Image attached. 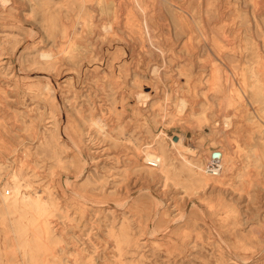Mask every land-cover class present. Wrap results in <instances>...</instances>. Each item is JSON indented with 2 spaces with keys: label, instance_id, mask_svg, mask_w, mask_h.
<instances>
[{
  "label": "rangeland",
  "instance_id": "374dc122",
  "mask_svg": "<svg viewBox=\"0 0 264 264\" xmlns=\"http://www.w3.org/2000/svg\"><path fill=\"white\" fill-rule=\"evenodd\" d=\"M0 49V264H264V0H0ZM15 170L56 203L31 255Z\"/></svg>",
  "mask_w": 264,
  "mask_h": 264
},
{
  "label": "bare ground",
  "instance_id": "6f19581e",
  "mask_svg": "<svg viewBox=\"0 0 264 264\" xmlns=\"http://www.w3.org/2000/svg\"><path fill=\"white\" fill-rule=\"evenodd\" d=\"M2 1H7V0H2ZM255 2V1H254ZM258 5V3H257ZM130 24V23H129ZM111 37V36H110ZM109 38V37H108ZM108 38L106 40H108ZM110 39V38H109ZM104 45V43H102ZM41 56L43 58L49 59L51 58V54L47 51H42L41 52ZM87 56V55H86ZM85 56V57H86ZM64 57V56H63ZM82 57V54H81ZM88 57V56H87ZM64 59V58H63ZM67 63V62H66ZM60 70V69H59ZM64 72V71H63ZM70 73V72H69ZM68 72H66V76L67 74H69ZM261 72L256 71V75L258 77H260ZM58 74V73H57ZM53 75V74H52ZM51 75V76H52ZM56 75V74H55ZM53 75V76H55ZM65 76V75H64ZM213 76V75H212ZM56 77V76H55ZM61 77V75H60ZM63 77V76H62ZM49 78V77H48ZM54 78V77H53ZM52 78V79H53ZM58 78V77H57ZM56 78V79H57ZM50 80V79H49ZM48 80V81H49ZM61 80V79H60ZM51 81V80H50ZM49 81V82H50ZM64 81V80H63ZM50 83L53 84V82L51 81ZM50 85V84H49ZM180 85V84H179ZM179 85L177 86L179 88ZM60 86L61 83H60ZM85 86V85H84ZM83 86V87H84ZM63 87V86H62ZM56 88V87H54ZM55 90V89H54ZM60 90V89H59ZM91 90V89H90ZM192 91V90H191ZM247 93V92H246ZM229 94V93H228ZM48 95V94H47ZM151 96V92H144V91H139L137 94V97L143 101H146L149 97ZM189 96V95H188ZM243 97V96H242ZM187 98V97H186ZM189 98V97H188ZM229 98V97H228ZM233 98V97H232ZM229 100V99H228ZM233 100V99H232ZM192 101V100H190ZM244 102V101H243ZM246 102V101H245ZM241 104V103H240ZM244 105V104H243ZM187 106L186 100L184 98L181 99V108H185ZM256 107V106H255ZM176 108V107H175ZM178 108V107H177ZM238 108V107H237ZM239 109V108H238ZM181 110V109H180ZM184 109H182L183 111ZM229 110V109H228ZM249 109H247L248 111ZM205 111V110H204ZM264 111V110H263ZM234 112V111H233ZM243 112V111H242ZM227 113V112H226ZM248 113V112H247ZM231 114V113H230ZM229 114V115H230ZM238 114V113H237ZM236 114V115H237ZM208 115V114H207ZM216 115V114H215ZM213 116V115H212ZM238 116V115H237ZM60 117V116H59ZM241 117V116H240ZM215 118V117H214ZM213 118V119H214ZM211 119V118H210ZM226 120H228L226 122V125L229 126L230 124V118L227 117L225 118ZM236 119V118H235ZM240 119V118H239ZM60 120V119H59ZM212 120V119H211ZM214 122V121H211ZM257 120V119H256ZM62 121V120H61ZM67 121V120H66ZM65 121V123H66ZM69 121V120H68ZM95 123H97L99 126L104 127V123H102V120H94ZM238 121V119H237ZM241 121V119H240ZM218 122V121H217ZM246 122V121H245ZM243 122V123H245ZM62 123V122H61ZM69 123V122H68ZM233 124V123H231ZM246 124V123H245ZM17 125V124H16ZM70 126V123L68 124ZM234 125V124H233ZM256 125V124H255ZM232 126V125H231ZM245 126V125H244ZM261 126V124H260ZM68 127V126H66ZM216 127V126H215ZM65 128V125H64ZM63 128V129H64ZM231 128V127H230ZM233 128V127H232ZM237 128V127H236ZM212 129V128H211ZM211 129H209L210 132ZM256 129V128H255ZM68 131V129L66 130ZM233 132V130H232ZM69 134V132H67ZM66 133V134H67ZM260 133V132H259ZM227 134V133H226ZM261 134V133H260ZM181 137V136H180ZM179 137L178 140V144L179 147L181 148H185V150L187 151H196L197 149L192 148L188 145H185L181 142V138ZM229 138V137H228ZM245 139V138H244ZM176 140V141H177ZM219 141V140H218ZM217 141V142H218ZM225 141V140H224ZM252 141V140H251ZM224 143V142H223ZM233 143V142H232ZM240 143V142H239ZM13 144V143H11ZM248 144V143H247ZM264 144V143H263ZM232 145V144H231ZM4 146V145H3ZM217 146V145H215ZM225 146V145H223ZM233 146V145H232ZM200 147V146H199ZM244 147V146H243ZM259 147V146H258ZM198 148V147H197ZM229 148V147H228ZM234 148V146H233ZM239 148V147H238ZM249 148V147H248ZM201 149V148H199ZM223 149V148H222ZM245 149V148H244ZM243 149V150H244ZM219 152H221L222 150H219ZM257 151V149L255 150ZM260 151V150H259ZM224 152V151H222ZM264 152V151H263ZM197 153V152H196ZM200 153V152H199ZM198 153V154H199ZM237 154V153H236ZM145 159L148 160L149 162L155 163L157 165L162 166V161L164 160V157L162 155H160V153H158L157 151H154L153 149H149L146 154L144 155ZM237 156V155H236ZM250 159V158H249ZM246 161V160H245ZM258 161V160H257ZM256 161V162H257ZM260 163V162H259ZM236 164L235 158L234 157H230L227 153H224L223 156H219V154H213L212 156H210L209 161L207 163V168L204 174L206 175L207 179H212L213 182H218L220 180H222L223 177L227 176L232 169L234 168ZM258 166V165H257ZM250 168V167H249ZM248 169V168H247ZM259 169V168H258ZM19 170V169H18ZM22 170V169H21ZM20 170V171H21ZM19 171V175L20 177L22 176L21 173ZM256 171V170H255ZM260 172V171H259ZM257 173V172H256ZM23 174V171H22ZM57 176V175H56ZM10 177L12 178V182H11V187L13 188V195L11 196H4V210L5 212H7V214H9V216L15 215L16 216V224L15 222L12 221L13 224H11V226L13 227V231L19 235L18 239V245L20 246V248L24 249L25 254H34V251H39V245L40 243L43 241L44 237H48V235H51V228L49 227V223H47V216H49L52 213V209L53 207L56 206L55 200L51 197L49 200H44V198L39 195H25L24 192H22V190L20 189L22 187V184L20 183V179L18 177V171L15 170ZM23 177V176H22ZM28 184V183H27ZM68 189V188H67ZM144 189V188H142ZM140 188V190H142ZM148 189V188H147ZM224 189V188H222ZM146 190V188H145ZM10 191V190H9ZM91 193V192H90ZM92 194V193H91ZM201 193H198L197 195H199ZM79 196H83L81 194H77ZM79 197V198H81ZM91 198V197H90ZM89 198V199H90ZM94 198V197H93ZM202 198V196H201ZM78 199V198H77ZM81 199L87 200L85 197H82ZM75 200V199H74ZM92 200V199H91ZM94 200V199H93ZM196 200H198L196 198ZM220 201V200H219ZM76 202V201H75ZM191 202V201H188ZM213 203V202H212ZM76 204V203H75ZM215 204V203H214ZM220 203H218L217 205L219 206ZM213 206V205H212ZM217 206V207H218ZM213 210V209H212ZM237 214V213H236ZM53 215V214H52ZM182 216V215H181ZM65 233V232H64ZM262 233V232H261ZM264 233V232H263ZM262 235V234H261ZM259 238V237H258ZM52 239V238H51ZM263 239V238H262ZM244 245V244H243ZM246 246V245H245ZM244 246V247H245ZM37 247V249H35ZM46 247V246H45ZM248 247V246H247ZM37 257V256H36ZM36 260V259H35Z\"/></svg>",
  "mask_w": 264,
  "mask_h": 264
},
{
  "label": "built area",
  "instance_id": "2783aa9c",
  "mask_svg": "<svg viewBox=\"0 0 264 264\" xmlns=\"http://www.w3.org/2000/svg\"><path fill=\"white\" fill-rule=\"evenodd\" d=\"M0 52H1V49H0Z\"/></svg>",
  "mask_w": 264,
  "mask_h": 264
}]
</instances>
